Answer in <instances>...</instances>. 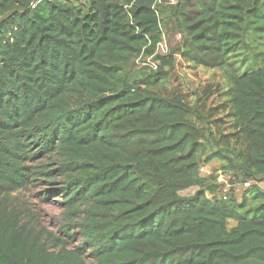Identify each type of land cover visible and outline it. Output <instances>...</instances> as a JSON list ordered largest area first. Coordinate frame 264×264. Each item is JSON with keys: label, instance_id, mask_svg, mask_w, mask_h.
Segmentation results:
<instances>
[{"label": "trees", "instance_id": "trees-1", "mask_svg": "<svg viewBox=\"0 0 264 264\" xmlns=\"http://www.w3.org/2000/svg\"><path fill=\"white\" fill-rule=\"evenodd\" d=\"M261 182L264 0H0V264H264Z\"/></svg>", "mask_w": 264, "mask_h": 264}, {"label": "rangeland", "instance_id": "rangeland-1", "mask_svg": "<svg viewBox=\"0 0 264 264\" xmlns=\"http://www.w3.org/2000/svg\"><path fill=\"white\" fill-rule=\"evenodd\" d=\"M176 41H179V37H176ZM164 46L168 49L169 41H165ZM215 74V77H214ZM213 81H219V76L217 72H213L210 70H205L202 68H192L188 63L179 59L178 64L173 72V77L170 80L168 85V92L173 93L175 91L186 94L189 100H193L195 98V94L203 95L206 90L207 85L211 84ZM208 105L215 106L216 102H220L218 99H214L213 101L208 100ZM212 166H218V162L212 163ZM44 187L34 188V194L41 191ZM47 188V186H45ZM197 188H193L187 192H183L184 196L194 195ZM37 205L40 206L39 209L42 211V215L44 216L45 222L49 228L53 230L56 229L55 221H60L64 210L57 203H43L36 202ZM35 203V204H36ZM236 222H230V226H234Z\"/></svg>", "mask_w": 264, "mask_h": 264}, {"label": "built area", "instance_id": "built-area-1", "mask_svg": "<svg viewBox=\"0 0 264 264\" xmlns=\"http://www.w3.org/2000/svg\"><path fill=\"white\" fill-rule=\"evenodd\" d=\"M157 1L161 2V0H157ZM168 1H170L171 4L175 3V0H168ZM178 37L181 38V35H178ZM164 43H166V42H164ZM164 43L162 45H160V50L163 53H166L168 49L164 46ZM152 66L155 68L156 64L152 63ZM207 170H209V168H207ZM202 171H204V170H202ZM218 182L224 183V188H223L224 200H227L228 199L227 193L232 188V185L230 184L229 176L220 173L219 177H218ZM251 185H252L251 182H246L245 184H243V186L238 185L239 187L237 188V191H239L240 189L249 188V187H251ZM258 186L261 190L264 191V182L258 183Z\"/></svg>", "mask_w": 264, "mask_h": 264}]
</instances>
